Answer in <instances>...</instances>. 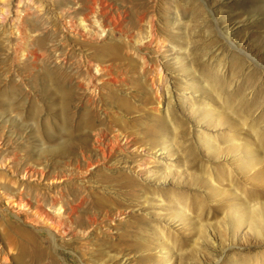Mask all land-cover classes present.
Wrapping results in <instances>:
<instances>
[{"label":"rangeland","instance_id":"obj_1","mask_svg":"<svg viewBox=\"0 0 264 264\" xmlns=\"http://www.w3.org/2000/svg\"><path fill=\"white\" fill-rule=\"evenodd\" d=\"M32 2L0 0V221L22 224L0 248L14 264H264V0H147L164 46L145 24L124 83L102 85L87 63L80 79L96 106L74 102L63 116L58 102L54 118L47 98L36 120L6 92L16 65L25 82L80 67L56 59L59 37L24 61L40 30L17 15ZM98 128L116 147L96 163ZM20 181L50 186L41 207L36 191L27 208L5 193ZM75 195L79 214L59 216Z\"/></svg>","mask_w":264,"mask_h":264},{"label":"bare ground","instance_id":"obj_2","mask_svg":"<svg viewBox=\"0 0 264 264\" xmlns=\"http://www.w3.org/2000/svg\"><path fill=\"white\" fill-rule=\"evenodd\" d=\"M31 1L36 5L35 7L34 5H26V7L19 9L20 11H18L17 15L18 18L20 17L19 24L22 27L23 24L30 23L33 30L40 31L30 35L29 46H26L24 52V61H31V66H34L46 55V39L59 37L61 51H59L56 59L61 58L66 63L76 60L75 62L80 67V70L76 72L67 70L66 73L70 78L64 76L61 71L55 72L52 69H47L43 73L40 82L31 80L25 82L24 72L28 68H20L16 65L14 71L15 75L19 76V79L12 81L10 80L11 76L8 75V89H5L9 97L14 98V95H18L27 102V106L31 111L28 117L34 120L40 117L43 110L48 109L44 102L47 98L51 100L48 110L52 112L54 118L58 115L54 109L55 104L58 102L60 103L59 112L63 116L67 114L74 102L84 101L85 99V103L88 106H96L97 94L85 92L83 90L85 83L80 79L85 78L83 73L88 69L87 63L95 62L96 69L100 72L97 78L102 82V85L124 83L128 76L129 63L136 60L135 56H137L135 51L132 50L130 43H132L135 36L140 37L145 24H150L152 27L153 34H150L151 39L152 41H159V47H163L166 41L165 38L162 39L161 34L159 35L160 32L155 25V21L149 17L150 9L147 6V0H50L51 4L47 1L45 2V0ZM1 10L0 12L3 13V9ZM21 10L24 11L23 15H21ZM57 10L59 11L57 12ZM31 15L34 16L33 20L29 18ZM4 17L5 15H3ZM102 32H105L106 35L99 37ZM115 38L118 39L116 40ZM101 49L107 51L108 56L101 57L98 52ZM140 57L142 58V56ZM56 59L53 66L59 67ZM140 64L141 70L145 71L147 69L146 61H142ZM155 68L160 70V63H157ZM56 69L63 70L60 68ZM53 73L58 78L52 83L48 82L50 81V75ZM75 74H78V76L74 81L72 75ZM160 78L161 74L158 75L159 80ZM86 79L87 84L92 83L91 77ZM24 83L27 88L23 85ZM166 84L163 85L164 93L169 99L170 96ZM79 89H82L81 93ZM71 114L75 115V110ZM41 123L43 124L42 120ZM96 134L98 135L97 144L100 149V155L95 162L99 163L110 156L112 150L116 147V142L107 137V133L101 128H98ZM88 163L91 164V161ZM17 184L18 187L23 186V189L19 190L17 195L11 192V186L5 187L4 190L16 202L18 201L21 207L27 208V206H31L25 195H31L34 191L37 192L35 194L37 206H42L41 199H47V192L50 190L49 185H42L44 190L41 191L40 184L26 183L24 181L17 182ZM59 193L61 196L65 195L62 191H59ZM82 205L83 200L78 195L71 199H66L64 204L58 207V210H60V207L63 206L64 211L59 216L66 214L72 220L79 214ZM3 222L0 221V226H3L0 230V236L5 235L9 231L8 226L11 229L22 226L21 223L16 221L8 222L7 220L8 226L3 225ZM54 236L57 237L55 234ZM0 258V264H14L15 261V255L6 252L2 247L0 248Z\"/></svg>","mask_w":264,"mask_h":264}]
</instances>
